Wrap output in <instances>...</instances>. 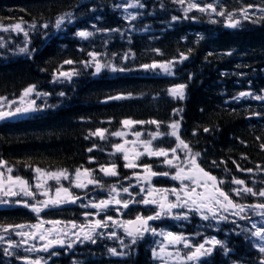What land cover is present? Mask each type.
<instances>
[{"label": "trees", "instance_id": "16d2710c", "mask_svg": "<svg viewBox=\"0 0 264 264\" xmlns=\"http://www.w3.org/2000/svg\"><path fill=\"white\" fill-rule=\"evenodd\" d=\"M123 0H0V24L8 25L21 19L28 24L36 23L37 29L29 32L27 47L30 54H16L5 47V57L0 48V96L13 98L29 85H37V91L51 93L41 103L42 110L19 118L0 121V160L7 162L16 175L31 178V168L92 169L96 172L101 165H117L122 179L130 171L124 167L118 154H112L111 138L85 136L97 128L109 133L121 129V121L157 120L164 122L159 131L168 132V124L180 121V135L194 152H201L198 162L206 171L226 181L235 176L245 180L248 186L258 189L264 181V172L237 171L232 161L241 168H264V101L254 96L232 100L242 91L264 95V21L252 23L241 21L236 28L228 27L224 17L192 10L185 18L181 5L174 0H142L145 8L136 20L121 16L116 4ZM213 3L214 0H199ZM228 11L260 0H215ZM163 5V6H162ZM71 12L75 22L55 28V20ZM259 16L260 13L257 12ZM180 17L172 21V17ZM195 17L196 19H191ZM215 21V22H213ZM48 23L44 29L40 25ZM95 25V28L93 27ZM119 29V31L97 32L96 29ZM79 30L95 32L93 37L81 39L75 35ZM13 35H9L11 37ZM18 41L15 40L14 44ZM153 49H160L157 54ZM131 50L134 59L121 61L119 55ZM106 53L103 61L111 60L118 67L131 71L112 72L105 69L93 74L94 68H84L79 62L89 59L88 52ZM231 55H227V53ZM116 53L117 56L112 54ZM185 53L187 60L178 63L175 75H154L139 69L141 64L171 60ZM211 53V55H209ZM73 60L72 65L64 64ZM75 69L78 76L71 81L53 82L57 70ZM191 75V79H189ZM186 84L185 98L173 99L168 89L175 84ZM64 92V96L57 95ZM131 93V96L128 94ZM124 95L120 100H108L110 96ZM173 109H183L180 114ZM252 113H261L256 116ZM182 118V119H181ZM146 124V129H156L155 124ZM209 132H204V128ZM193 130L196 135H193ZM107 134V133H106ZM257 137L260 139L258 140ZM175 138L164 136L155 142V147L169 148ZM98 145L92 152L87 149ZM245 155L247 158L242 159ZM90 157H94L90 160ZM221 161L220 167H212L211 161ZM157 161V160H156ZM143 158L159 170L158 161ZM227 167L231 173H226ZM103 182L108 186L114 179ZM98 180H101L99 178ZM164 180L162 183H166ZM231 184L223 187L229 191ZM233 198L234 197L233 194ZM249 201L252 198L249 197ZM240 202L246 199L237 198ZM264 200V199H263ZM130 207L127 215L134 211ZM82 209L72 206L69 212L58 208L43 211V216L81 219ZM33 216L26 208H0V224L30 222ZM181 231V228L178 229ZM185 232H190L185 230ZM220 233V232H218ZM225 235H222L224 238ZM243 235L228 233L224 240L230 253L225 256L223 248L217 246L206 264H259L264 253H260ZM126 243H129L126 241ZM77 246L68 259L64 255L53 257L49 264H152L151 253L144 242L128 248L125 259L108 258L95 254L93 247ZM62 253V252H61ZM0 264H23L14 257L6 258L0 250Z\"/></svg>", "mask_w": 264, "mask_h": 264}, {"label": "snow or ice", "instance_id": "6c2138e0", "mask_svg": "<svg viewBox=\"0 0 264 264\" xmlns=\"http://www.w3.org/2000/svg\"><path fill=\"white\" fill-rule=\"evenodd\" d=\"M178 4H185V0H174ZM163 6V5H162ZM117 9H124L127 13L125 19L136 20L142 13L137 12L133 15L127 10L131 9H143L146 5L142 0H124L123 3L114 5ZM192 10H197L201 13L216 14L219 17H224L228 27L236 28L240 25L241 21H251L252 23H260L264 21V0H260L257 4H247L239 7L238 9L228 11L224 8L222 4L204 3L201 6L199 0H188L187 7L183 9L185 13V18H189L187 14ZM257 12L260 15H257ZM239 15V19L234 18ZM73 14L71 12L60 15L55 20V28L60 29L61 26L67 21L68 23L73 22ZM172 21H177L180 17L173 16ZM191 19H196L191 17ZM215 22V21H213ZM27 21L21 19L19 22L10 25L0 24V30L4 32H16L23 33L25 38L29 37V31L25 30L24 25ZM40 27L47 29L49 27L48 23L40 25ZM95 28V25H93ZM30 30H36L37 24H28ZM97 32L104 31H119V29H96ZM75 35L81 39H88L95 35V32L88 30H79ZM27 43V39H26ZM4 38L0 36V48L5 47ZM31 51L27 46L18 48L19 53L30 54ZM157 54L160 53V49H153ZM106 55V53H99L97 51L88 52L89 59L80 61L79 63L84 68H94L93 74H99L102 70H110L112 72H124L131 71L126 67H118L113 64L111 60L102 62L100 57ZM113 56L118 54L113 53ZM211 55V53H209ZM231 55V53H227ZM135 54L129 50L128 52L119 55L121 61H127L129 59H134ZM188 56L185 53H179L178 57H173L171 60L166 61H153L150 64L139 65L138 70L144 71H154L162 72L167 75H175L174 69L178 63L187 60ZM64 64L72 65L76 63L73 60H65ZM79 72L75 69L71 71H60L57 70L53 74V82L61 81H71L73 76H78ZM191 79V75H189ZM186 84H175L170 87L167 91L168 94L173 99L183 100L185 98ZM264 92V89L261 90ZM35 94L36 97L44 96L47 97L51 93H41L37 91V85H29L25 87L18 97L19 106L14 108L11 105L16 104V101H10L6 97L0 96V120H5L9 118H16L31 112L40 111L43 107L47 105L37 106L36 100L31 99ZM57 95L64 96V92H60ZM131 96V93L128 94ZM254 96L258 101H264V95H257L251 91H242L237 96L232 97V100L238 101L241 98ZM126 98L124 95L110 96L108 100H120ZM5 103L9 106L8 110H4ZM183 109H173V112L177 115L180 114ZM252 115L259 116L261 113H252ZM182 119V118H181ZM155 124L157 126V131L149 134L150 138L147 140L140 139L141 133L134 132L136 137L135 141H124V143L114 144L112 147L114 149L113 155L115 153H121L122 158L125 161L124 167L128 169L142 168V172H133V176L136 178V183L139 185V193H144L143 197L139 200H123L118 198L119 193L122 191L124 193H129L132 185L129 187H122L118 189L116 184L110 186V192L107 199H101L96 202L89 200L87 204H81V207L95 209V212H84L85 218L90 216L100 217L101 213H104L112 205L118 207L115 208L116 212H120L121 208L128 209L130 204H143V205H155L156 208L153 209V215L143 216L136 215L132 220L120 221L111 215H105L102 218L88 219L86 224L78 225L75 221L67 222L70 227H58L61 225V221L54 220L48 221L53 227L45 228L43 220H38L37 223L30 226L24 224L17 225H0V231L4 234L14 233L16 236L21 237L19 242L13 240L11 235L5 240L4 235H0V243H6L7 247L3 249L5 256H12L14 253L11 251L13 248H20L23 245H28L29 240H39L43 243L37 247L33 244L31 247L25 248L26 252H37L43 251L48 253V260L52 257L58 256L60 253L55 249L57 246L67 249L73 248L77 243L83 244L85 241L95 244L98 238H103L107 236L108 239L119 240L120 246L122 248H131L136 245L139 240L143 239L146 233L153 236L160 235L164 237L166 244L161 242L159 244V249H152V257L155 260H159L160 264H170L171 261H175L176 264H186V262H201V258L209 257L213 254L214 249L217 246L223 248V253L227 256L231 249H228L225 242L217 239L215 236L210 238H205L202 243H193L190 236L184 233H174L171 231L157 230V228L150 225V221L160 220L162 217H171L175 220H188L192 213H196L200 216L203 221L208 222L206 227L218 226L221 222L230 223L235 227L232 228L233 232L237 235H243L246 240H251L252 238H257L253 241L255 247L259 249L260 253H264V202L242 204L233 199V194L235 197L244 198L247 196L264 198V181L260 182V187L255 189L254 187L248 186L245 180L238 179L235 176H231V179L226 181L223 178L218 179L213 176L210 171H206L200 166L198 162L199 158L202 156L201 152H194L191 145L186 142L180 135V121L174 120L168 124L170 131L161 132L159 131L161 125L164 123L162 121L151 120V121H134L132 119H124L121 124L125 128H131L135 124ZM204 132H209V128H204ZM107 133V135H106ZM108 135L116 137H124L126 133L124 131H115L109 133L105 128H97L95 131H90L85 139L90 137H98L101 140H107ZM193 135H196V131L193 130ZM163 136H171L175 138V147L162 148L154 147L153 141L157 140ZM259 140L260 138L257 137ZM127 144H132L133 147L130 149L126 147ZM143 148V151L138 150L139 147ZM98 145L93 144L92 148L87 149L88 152H92L94 148ZM261 149H264V143L260 145ZM178 152H183L184 155L181 157ZM171 154V156H170ZM142 156L149 157H164L162 163L168 165L169 168L173 169V172H156L153 171V165L150 164H140L138 161ZM242 159L247 157L242 154ZM93 160L94 157H90ZM226 162L221 161L219 164L217 161H211L212 167H220V164ZM235 164L237 171L253 173L254 171L264 172V168L257 165L256 169L252 168H241L240 164L236 161H232ZM0 168H6L7 177L5 173L0 171V205H7L14 203L16 205H21L26 208H30L34 213H41L44 209L56 208L67 204H76L80 201V197L74 195L71 191L72 187L86 189L89 185H95L96 187L103 188L100 180L96 179L92 173L94 170L87 168H77L74 172L70 173L67 169H61L57 171H45L40 167H35L33 170L37 174L34 178L36 180L35 190H33L32 184L23 179L20 176H12L13 168L7 165V162L0 160ZM99 171L105 176L118 177L120 174L117 171V165L113 162L110 166H101ZM226 173H231V170L227 167L224 168ZM156 176H171V179L180 181V187H173L171 189L167 188H156L152 184L153 177ZM74 177V179H73ZM83 178H86V182ZM61 179L69 180L70 186L64 187L59 182ZM124 179H131L130 177H124ZM48 180H54L59 185L54 189V195H50L53 191L51 186L48 185ZM119 183V181H117ZM226 183L236 185L237 187H231L229 191L224 190V185ZM169 193L175 197L174 200L169 199ZM45 197L43 200L37 199V196ZM31 198L32 202L25 198ZM15 198V199H12ZM174 209H186V211L173 212ZM253 217H259V220H254ZM109 221L112 222L113 226L123 229L124 234L130 238V243H125L123 237L118 235L115 231H108L107 233L99 231L102 229H109ZM240 221H246L250 224V227L241 225ZM25 227H30L32 231H23ZM72 229H77V231H72ZM239 229V231H237ZM194 235H201L197 232ZM65 237H68L66 239ZM75 237V239H71ZM182 245L183 249H187L183 254L180 248L175 246ZM207 245V246H206ZM172 246L174 251H169L168 247ZM108 253L113 256H125L128 253L123 251H118L116 247L108 248ZM16 259L22 260L24 264H47V260L44 257H38L36 259H31L27 256L16 255ZM73 264H78L77 261H73ZM259 264H264V257L261 258Z\"/></svg>", "mask_w": 264, "mask_h": 264}, {"label": "rangeland", "instance_id": "374dc122", "mask_svg": "<svg viewBox=\"0 0 264 264\" xmlns=\"http://www.w3.org/2000/svg\"><path fill=\"white\" fill-rule=\"evenodd\" d=\"M123 2H124V0H123ZM122 2V3H123ZM138 10L139 9H131V8H129L127 11L128 12H131L133 15H136V13L138 12ZM118 12L121 14V15H123V17H125L126 15H127V13L124 11V9H118ZM234 18H236V19H239L240 17H239V15H236ZM73 22H75V17H74V19H73ZM65 24H68V22L67 21H65V23L61 26V28L65 25ZM8 25H10V24H8ZM5 26H7V25H5ZM24 27H25V30L26 31H31L29 28H28V23L27 24H25L24 25ZM9 35H13V36H11V37H8ZM0 36H2L3 38H4V43H5V47H10L11 45H12V49H10L9 51L10 52H15L16 54H23V53H19L18 52V48H20V47H25V46H27V43H28V38H25V36L23 35V33H16V32H4V31H2V30H0ZM16 39H18V41L14 44V42H15V40ZM26 39H27V43H26ZM5 47H3V48H1V50L3 51L2 52V55H3V57H5ZM103 56H101L100 57V59H101V61L102 62H104L103 61V58H102ZM72 69H65V70H63V71H71ZM104 70H102L101 72H103ZM144 73H147V74H154V75H167V74H164V73H162V72H154V71H144V70H142ZM21 94V93H20ZM3 97H6V96H3ZM18 97H19V95L18 96H16V97H13V98H8V97H6L8 100H10V101H16V104H14V105H11V107L12 108H14V107H16V106H19V100H18ZM31 99H35L36 100V104H37V106H41V105H44L43 103H41L42 102V100H43V96H40V97H36L35 96V94H33V96L31 97ZM9 109V106L5 103V108H4V110H8ZM35 112H37V111H35ZM35 112H31V113H28V114H25V115H22V116H26V115H30V114H33V113H35ZM22 116H19V117H22ZM19 117H16V118H19ZM9 119H11V118H9ZM0 121H3V120H0ZM167 130L168 131H170V129L167 127ZM119 131H124L125 133H126V135L124 136V137H116V136H111V135H108V137L109 138H111V150H112V153H114V149H113V145L114 144H117V143H124V141H129V142H131V141H135L136 140V137L134 136V132H140L142 135H141V137H140V139H142V140H147V139H149L150 138V136H149V134L150 133H152V132H155V131H157V129H155V130H150V129H146L144 126H143V124H135V125H133L131 128H125V127H122ZM107 135V134H106ZM169 137H171V136H169ZM160 138H162V137H160ZM160 138H158V139H160ZM171 138H174V137H171ZM157 139V140H158ZM156 140H154L153 141V146H154V142H155ZM126 147H128V148H132L133 147V145L132 144H127L126 145ZM155 147V146H154ZM172 147H175V143L173 144V146ZM138 150H140V151H143V148H142V146L141 147H139V149ZM119 156H120V158L123 160V158H122V154L121 153H117ZM178 154L181 156V157H183V155H184V153L183 152H178ZM170 156H171V154H170ZM142 157H145V156H142ZM142 157L140 158V160L138 161V163H140V164H144V163H141V159H142ZM148 158H150V159H155V160H157L158 161V163H159V165L162 167V168H164V167H168V165H166V164H164V163H162V161L164 160V157H149V156H147ZM157 161L155 162L156 164H157ZM123 163H125V161L123 160ZM145 164H150V165H153L152 163H145ZM111 164H107V165H101V166H110ZM100 166V167H101ZM100 167H99V169H100ZM34 169V168H33ZM31 170V172H32V176H33V178H35L36 177V173L34 172V170ZM99 169L96 171V172H94L93 171V173H92V175L96 178V179H99V178H101V180L102 181H107L108 179L107 178H110L111 176H105L103 173H101L100 171H99ZM128 169V168H127ZM43 170H45V171H57V170H61V169H51V170H47V169H43ZM173 170V169H172ZM0 171H2V172H4L5 173V177H7V175H9V173H7V170H6V168H0ZM128 171H130L129 173H128V175H126V176H124V177H130L131 179L129 180V179H124V177L122 178V179H120L119 180V183H117V181L116 182H113V181H111V183L110 184H108V186H106V187H103V188H100V187H96L95 185H89L88 186V188H86V189H80V188H75V187H72L71 188V191L73 192V194L75 193V192H77V194L79 195V194H81L82 192L84 193V194H91L92 192H93V190H95V188L96 189H98L99 191H101L102 193H107V198H108V195H109V192H110V186L111 185H113V184H116V187L118 188V189H120V188H122V187H129V185L131 184L132 185V187L130 188V192L129 193H124V192H120L119 193V197L120 196H122L123 198H120V199H123V200H131V199H136V200H138V199H140V196H142L143 197V195H144V193H140V195H136V193H139V188H137L136 187V185H137V183H136V178L133 176V172H142L143 171V169L142 168H137V169H128ZM153 171H156V172H164V170L163 169H161L160 167H159V170H156V168L153 166ZM70 173H72V172H74V171H69ZM173 172V171H172ZM10 175H12V176H14L12 173H10ZM167 177V178H166ZM73 179H74V177H73ZM82 179H84L85 180V182H86V178H83L82 177ZM166 180L167 182L166 183H163L162 185H160L159 183H158V181L159 180ZM113 182V183H112ZM157 182V183H156ZM35 183H36V180L35 179H33V182L31 183L32 184V186H33V190H35ZM48 185L49 186H51V188L53 189V191L50 193V195H54L55 193H54V189H55V187H58L59 185L57 184V182L56 181H54V180H48ZM60 184H62L64 187H69L70 186V181L69 180H64V179H61V181L59 182ZM180 181H177V180H173V179H171V176H156V177H153V179H152V184H153V186H155L156 188H167V189H171V188H173V187H176V188H179L180 187ZM138 187H140L139 185H137ZM237 187L236 185H230V187ZM89 188H90V190H89ZM251 198H252V202L251 203H257V202H255V200L257 199V198H259V197H252V196H250ZM45 197H43V196H40V195H38L37 196V199H39V200H43ZM237 198H239V197H237ZM12 199H15V198H12ZM25 199H28L30 202H32V199L29 197V198H25ZM169 199L170 200H174L175 199V197L173 196V195H171V193H169ZM240 199H246V197H244V198H240ZM239 202V201H238ZM259 202H264V200L263 201H259ZM239 203H242V202H239ZM242 204H244V203H242ZM249 204V203H248ZM13 205H16V204H14V203H10V204H7V205H0V207L1 206H13ZM116 207H118V206H116ZM115 207V208H116ZM114 208V209H115ZM121 211H122V208H121ZM120 211V212H121ZM177 211H186V209H174L173 210V212H177ZM95 212V211H94ZM114 212V211H113ZM119 214V215H118ZM118 214H115V213H110V214H108V215H111V216H113L114 218H116V219H119L120 221H124V219H125V217H124V215L123 214H121L120 215V213H118ZM198 215V214H197ZM104 216V214L101 216V217H98V218H102ZM199 216V215H198ZM162 218H170V221L171 222H179L180 220H175V219H172L171 217H162ZM199 218H200V216H199ZM93 219H97V217L96 216H93ZM253 219L254 220H259V217H253ZM200 220H201V222H202V224L205 226V224L207 225V223L208 222H206V221H203L201 218H200ZM62 223H61V225H58V227H70V225H68V223L67 222H69V221H61ZM87 223V220L85 221V222H83V223H77L78 225H80V224H86ZM240 223H241V225H243V226H246V227H250V224H248V222H246V221H240ZM109 225H112V222L111 221H109ZM219 225H221V223L219 224ZM218 225V226H219ZM29 226V225H28ZM232 226H234V225H232ZM46 228H51V227H53V225L52 224H50V225H46L45 226ZM115 228H111V229H109L108 231H115V232H117L118 233V235H120L121 237H123V239H124V241H126V239H125V237H127L124 233H119V231L117 230V228H119V227H116V226H114ZM153 227H155L154 225H153ZM235 227V226H234ZM207 228V227H206ZM211 228H214L215 230H217V226H214V227H211ZM23 231H27V230H31V228L30 227H25L24 229H22ZM157 230L159 231V230H164V231H171V230H169V229H167V228H165V227H161L159 224H157ZM72 231H77V229H72ZM108 231H106L105 232V230H104V232L105 233H107ZM171 232H174V233H179V232H175V231H171ZM0 235H4L5 236V240H7L8 239V236L9 235H11V238L13 239V240H15V241H17V242H19L20 240H21V237H19V236H16L14 233H9V234H4L2 231H0ZM158 236V238L157 239H154V241H153V245L155 246V248H157V250L159 249V244L161 243V242H163V243H165L166 244V241L164 240V237L163 236H160V235H157ZM213 235H202V236H200V239L199 240H197L196 242L194 241V239L193 238H190L192 241H193V243H202L203 241H204V239L205 238H210V237H212ZM107 236H105L104 238H106ZM65 238H67V237H65ZM128 238V241H130V238L129 237H127ZM71 239H75V237H71ZM257 238H252V240L254 241V240H256ZM107 240L108 241H110V239H108L107 238ZM35 242H36V244H38V239L37 240H35ZM112 243H117L118 245H120V243H119V240H115V239H112ZM32 245H31V241L29 240V244L28 245H23V246H21L20 248H13V249H11V251L14 253V254H18L19 256H27V257H29V258H31V259H36V258H38V257H35V256H31L32 254H33V252H26L25 251V248H27V247H31ZM207 246V245H206ZM0 247H2L3 249L5 248V247H7V244L6 243H0ZM113 247H115V246H113ZM176 248H180L181 250H182V253L181 254H183V252L184 251H187V249H183L182 248V245H177V246H175ZM109 248H112V247H109ZM121 248V247H120ZM168 250L169 251H174V248L172 247V246H169L168 247ZM108 252V251H107ZM46 260V259H45ZM23 262V261H22ZM24 263V262H23ZM159 264H160V261H159ZM170 264H176V262L175 261H171L170 262ZM186 264H193V262H186ZM197 264H198V262H197Z\"/></svg>", "mask_w": 264, "mask_h": 264}, {"label": "flooded vegetation", "instance_id": "af4514ba", "mask_svg": "<svg viewBox=\"0 0 264 264\" xmlns=\"http://www.w3.org/2000/svg\"><path fill=\"white\" fill-rule=\"evenodd\" d=\"M136 187L139 188L137 185H136ZM77 196H79L81 199H80V201H79L78 203H76V204H74V205H69V204H67V205H62V206H59V207H56V208H49V209H53V210L57 211L58 208H60V209H64L65 212L67 213V212L70 211V209H71L72 206H76V207H78V208H80V209H86V208H84V207H81L80 205H81V204H87V203L89 202V200H92L93 202H96V201L101 200V199H107V193H102L101 191H97V190H94V191H93L91 194H89V195H88V194H84V193L82 192L81 194H79V195H77ZM118 198H123V197L120 196V197H118ZM141 198H142V196H140V199H141ZM115 207H116V205H112V206H110V208L107 209L104 213H101V216H102L103 214H104V216H105V215H108V214H110V213H115V214L120 213V215L123 214L124 217H125V215H127L128 209L131 207V208H133L132 211L135 210L134 213L132 214L133 216L128 217V218L125 217V219H124V220H129V218L135 217V216L138 215V214L143 215V216H149V215H148V212H152V214H153V209L156 208L155 205L130 204V206H129L128 209H123V208H122V211H121V212H116L115 209H114ZM49 209H48V210H49ZM46 211H47V210H46ZM94 211H96V210H95V209H92V208L89 207V211H84V212H94ZM113 211H114V212H113ZM84 212H82V216H83V217H85V216L83 215ZM118 215H119V214H118ZM101 216H100V217H101ZM97 218H98V217H97ZM36 219H37V217L35 216L34 220L30 223V225L37 223ZM88 219H93V216L88 217ZM49 220H50V221H52V220L54 221V220H57V218H56V217H52V216H50ZM152 222H153V221H150L149 223H150V225L153 227ZM30 225H29V226H30ZM228 226H232V224H228V223L225 224V227H226V228H227ZM111 228H115V227H114L113 225H110V228H109V229H111ZM181 228H183L184 231H185V230H190L191 232H194V233L197 232L198 230L201 229V220H200L199 216H198L196 213H192V214L190 215V218H189L188 220H181ZM109 229H102V230H99V231H103V232H104V230H105V232H106V231H108ZM32 230H33V229H31V230H27V231H32ZM117 230L119 231V233H124L122 228H117ZM184 234L190 236V238H194V235H192V234H187L186 232H185ZM212 234L215 235V237H216L217 239L222 240V241L226 240V239H227V236H228V233L225 232V231H221L220 233H218L216 230H213ZM212 234H209V233H203V235H212ZM222 235H225V237L222 238ZM201 236H202V235H201ZM157 238H158L157 235H156V236H153V235H151V234H149V233H146L145 236H144V238L138 241V243L145 241L144 243H146L147 248L150 250V253H151L150 261L153 260V261H152V264H156V263L159 264V260L157 261V260H155V259L152 257V249L155 248V246L153 245V241H154V239H157ZM110 240H112V239H110ZM31 241H34V240H31ZM101 241H102V243H104V244H105V242H106L105 240H101ZM138 243L135 245L134 250H133V251H135L136 254H138V253L140 252V249H139ZM32 244H34V243L32 242ZM156 249H157V248H156ZM214 252H215V251H214ZM212 256H213V254H212ZM198 264H206V262L201 260V262H198Z\"/></svg>", "mask_w": 264, "mask_h": 264}]
</instances>
